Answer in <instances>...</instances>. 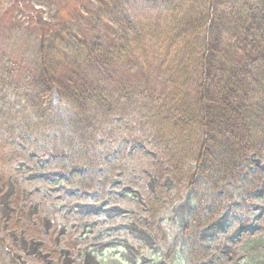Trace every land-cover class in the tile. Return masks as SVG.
Instances as JSON below:
<instances>
[{
  "label": "rangeland",
  "instance_id": "1",
  "mask_svg": "<svg viewBox=\"0 0 264 264\" xmlns=\"http://www.w3.org/2000/svg\"><path fill=\"white\" fill-rule=\"evenodd\" d=\"M91 3L96 0H0V56L12 80L0 95V258L15 257L16 264H264V152L248 156L217 192H200L191 156L176 173L142 103L122 115L95 112L87 130H69L74 108L57 94V115L44 119L34 110L29 80L40 60L41 26L53 30L58 11L61 22L74 13L68 24L79 32ZM163 3L126 5L146 22L170 16L175 6L163 9ZM52 30L49 38L60 44ZM166 68H152L160 88ZM196 137H190L193 146ZM252 173L259 179L250 182ZM75 174L92 177V187L78 185ZM197 209L216 218L188 232Z\"/></svg>",
  "mask_w": 264,
  "mask_h": 264
},
{
  "label": "trees",
  "instance_id": "2",
  "mask_svg": "<svg viewBox=\"0 0 264 264\" xmlns=\"http://www.w3.org/2000/svg\"><path fill=\"white\" fill-rule=\"evenodd\" d=\"M165 1L175 6L170 16L143 22L127 0H96L79 32L68 24L74 13L61 22L58 11L57 31L41 26L31 103L47 119L57 115L54 95L66 100L74 108L69 130H87L95 112L122 115L142 103L155 136L168 144L175 172L191 156L195 189L215 193L248 156L264 152V0ZM51 30L62 37L60 44L49 38ZM156 64L167 67L161 88L152 73ZM7 68L0 56V95L12 83ZM73 179L84 189L94 182L81 174ZM215 218L197 209L187 231ZM16 263L15 257L0 258V264Z\"/></svg>",
  "mask_w": 264,
  "mask_h": 264
}]
</instances>
